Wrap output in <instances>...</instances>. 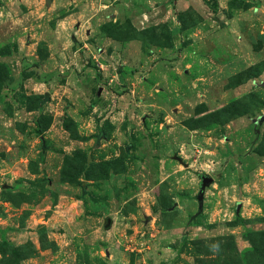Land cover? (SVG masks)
Returning <instances> with one entry per match:
<instances>
[{"label":"rangeland","instance_id":"obj_1","mask_svg":"<svg viewBox=\"0 0 264 264\" xmlns=\"http://www.w3.org/2000/svg\"><path fill=\"white\" fill-rule=\"evenodd\" d=\"M213 1L0 0V264H264V0Z\"/></svg>","mask_w":264,"mask_h":264},{"label":"water","instance_id":"obj_2","mask_svg":"<svg viewBox=\"0 0 264 264\" xmlns=\"http://www.w3.org/2000/svg\"><path fill=\"white\" fill-rule=\"evenodd\" d=\"M211 182V179H208V178H202V183H210Z\"/></svg>","mask_w":264,"mask_h":264},{"label":"trees","instance_id":"obj_3","mask_svg":"<svg viewBox=\"0 0 264 264\" xmlns=\"http://www.w3.org/2000/svg\"><path fill=\"white\" fill-rule=\"evenodd\" d=\"M213 6H216V1L215 0L213 1Z\"/></svg>","mask_w":264,"mask_h":264}]
</instances>
